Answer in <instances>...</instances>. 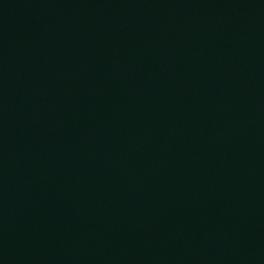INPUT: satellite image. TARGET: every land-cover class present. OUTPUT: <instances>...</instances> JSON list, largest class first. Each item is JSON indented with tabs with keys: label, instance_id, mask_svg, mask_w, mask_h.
<instances>
[{
	"label": "water",
	"instance_id": "1",
	"mask_svg": "<svg viewBox=\"0 0 264 264\" xmlns=\"http://www.w3.org/2000/svg\"><path fill=\"white\" fill-rule=\"evenodd\" d=\"M0 264H264V0H0Z\"/></svg>",
	"mask_w": 264,
	"mask_h": 264
}]
</instances>
